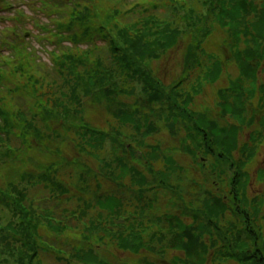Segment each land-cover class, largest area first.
<instances>
[{
  "label": "rangeland",
  "instance_id": "rangeland-1",
  "mask_svg": "<svg viewBox=\"0 0 264 264\" xmlns=\"http://www.w3.org/2000/svg\"><path fill=\"white\" fill-rule=\"evenodd\" d=\"M131 1H136L134 2L135 5L132 4L129 8L124 9L121 15L115 12L114 9L117 10V8L114 5L112 6L115 8L112 10V7L110 8V6L105 5V1L103 0H92L90 4L87 3L78 6L75 13L70 11V13L67 14L65 19L66 22L64 23L65 29L68 28L73 32L80 31V33H78V38H76L77 42H85L90 46L94 39L97 43H102L100 47L90 46L88 49H84V52L75 49H64L67 52L61 56L65 58H61L60 62L57 63L53 62L51 59L52 63H50L46 52L44 54L42 53L43 58L39 62L35 63L33 58H31L32 63L30 65H32V75H34L35 72H39L42 75L48 72L47 76L50 77L51 80L53 79L57 86L65 90V95L63 96L65 105L61 102L60 94H55L52 90V88H56L54 83L52 88L43 86V90L39 89L36 92H32V96L23 93L17 94V101L22 104L25 110L29 109L32 111V114L35 115L34 119L37 121V128L42 134V137L39 139L33 135H29L26 139L27 144L26 147H24V152L29 154L31 145H34L32 151L35 155L33 156L34 159L31 158V160L33 162H35L34 160H43L46 163L47 158H49L48 153H51V151L57 152L64 163H60L61 165L59 168H53L56 169V171H53L54 174H52L51 178H62V187L73 184V186H75V191H77L78 188L81 190V187H84L86 183L90 185L88 187L90 190L95 188L96 184L98 187V178H91V172L85 170V165L83 164V166H80V163H83L84 160L89 161V158H91L90 155L97 152V150L99 152L103 151L102 156L109 158L110 162L115 167L119 162L123 161H127L128 163L132 162L134 165L138 164L146 179H148L147 182L150 184L151 189V191L146 193L145 201H148L150 204L152 200L155 203V200H157V202H162L164 199L170 198V202L166 203L170 208H172L173 205L178 207L180 210L179 213H181L180 219L191 220L190 222L193 223L196 222L198 228L201 227L199 225L205 227L206 224L207 229L208 220L205 219L201 213L193 212L191 208H195L194 211L204 210L203 207L206 200L210 199L215 193L214 191L216 188H219L220 192L216 195L220 197L222 201H226V204L230 207L227 214L228 220L229 216L233 215L235 217H232L233 221L230 222L232 225L228 223V226L233 229L232 236L235 233H242L240 239L244 240L243 237H246L247 241L250 242V250L252 253L255 251L252 249L262 245V242L259 241V243L254 244V239L251 236L253 233H251V235L244 233L243 228H241L242 219L235 215L238 208L244 211L247 209L252 210L253 207V203H250L247 207H245V203H239L242 201L240 193L238 199L234 196L233 181L236 176L238 164L233 167V164H231L232 160L227 161V158L221 160V156L217 153L216 148L211 156L205 155L203 150L200 151L202 148H200L201 145L205 147L204 138L201 136V131L197 132L196 124L192 123V121H198L200 118L199 116H195L193 112L204 113L203 108H205L208 116H213L212 118L215 124H217L219 130H222L221 133H217V129L212 130L207 121L208 116L204 114L202 118H200L204 122L202 128L208 126L210 130L208 129L206 132L209 133V135L211 132H214L216 133V137L220 138L219 134L224 135L226 132L228 135L233 133L234 130H239L241 132L238 137L239 148L229 152L231 153L229 157L233 155L235 159L236 157L239 159L238 157L241 155L239 149L244 146L245 141L250 145L251 149L257 148L255 151L257 152L260 148V142H256L255 138L260 136L264 140V127L261 125V122L264 121V112L255 109L259 106L260 108H264L262 103L259 104L257 100L254 105L249 96L244 94L247 113L245 115L243 113L241 116L242 118L246 117V121H250V118H254L255 123L254 126L247 124V127L244 124V128L242 127V129L231 126L232 122H239L237 121V114L233 111L224 112L220 107L221 102L225 105H232L233 102H235L233 96L221 97L220 91L226 89L228 87L227 85L231 84V81L240 79L239 68L227 57L229 53L231 54L235 44L234 39L231 38L232 33L229 34V29L226 30L215 22L209 9L211 0ZM253 1L256 2L257 5L253 4ZM248 2L251 6L255 5L257 8L259 4L258 14L261 10H264V6H261L263 0H248ZM213 7L215 8L216 5H213L212 8ZM79 8L83 9V15L86 16L85 20H87L86 24L81 22L77 25L74 21V19L80 15ZM120 8L123 9L122 7ZM252 8L254 7L252 6ZM190 12L193 13L190 15ZM0 16L2 17L4 14L1 13ZM147 20H152L157 22V24L173 22L174 27H178L182 31L179 43L175 46L174 50L162 53L157 60H146L145 70L148 72L151 70L156 73V76L164 82L165 86V88H162L160 91V95H163L164 98L155 103H149L147 100V96L144 92V84L142 82L143 79L136 76H125L118 72L119 65L118 62H116V56L111 51V47L113 48L112 43L120 46L118 36L121 34V31H123L121 28H124V25H127L130 30L133 29L138 31L141 30L142 24ZM4 23V25L12 24L9 19ZM26 27L30 26L26 25ZM79 27H84L90 30V32L85 31V33H83ZM5 33L7 34L8 31ZM38 48L40 49L42 47ZM211 56L215 59V56L221 57L223 62L217 63ZM28 57L30 58V56ZM10 59V61H12L11 64L6 62V59H0V62L6 63L4 69L0 68L1 73L9 80L5 89L0 88V101L2 103L1 106H4L11 112L13 110L11 108L13 102L8 99L7 87L10 86L14 88L16 84L19 85L22 81L24 77L23 70L26 72L23 61L24 59L26 61V58L16 52V55ZM3 63L0 64V67ZM262 63L263 66L259 77L264 87V61ZM43 64H46L47 68H44ZM101 64L111 66V68L118 72V79L108 77L113 80L114 85L109 86L110 83H108L107 80L102 83V80H98L96 77L91 79L94 74L93 72L98 71V67ZM217 66L222 68V70L218 78L219 80L214 82L208 79V76L210 72L215 71ZM15 74L17 78L11 83L10 77L12 76L10 75ZM48 77L45 79L49 80ZM243 85L248 91L249 84L244 82ZM176 94H178L177 98ZM173 95L175 98L174 101ZM37 97H42V106L34 103L33 100H36L35 98ZM187 110L191 113V117ZM199 123L201 124V121H199ZM84 124L92 126L91 129L95 131L98 130L94 126L105 129L104 131L107 135H104L103 138L100 137L101 139L98 138L99 135L94 133L92 135H82L78 132V129ZM222 128H225L224 132ZM16 131L20 133L16 135V138L21 135V133L23 134V132H25L26 135L29 133V131H24L20 126H17ZM119 131L127 132L128 135L130 134L135 138L137 137L141 141L140 144H134V140L130 138L126 139L127 137L125 139L123 137L122 139L118 136ZM39 133L40 132H35L37 135H39ZM254 133H257V136L254 137ZM180 134L188 136L189 140L186 138L183 140L179 136ZM169 135L176 136L175 141L173 138H170ZM181 140H183L185 144L180 148L179 152L168 150L171 141L177 144ZM35 141L36 143L32 144ZM131 141L134 146L129 147ZM222 141L223 144H225L226 139H222ZM148 143L151 146L158 147V149L153 150L149 148L147 146ZM208 143H211V139H208ZM35 148H38V151H34ZM139 149H142L143 153L147 154V157L149 156L152 158L153 155L157 156L158 161H156L154 157V159L152 158L154 166L163 167L164 164L168 166V168L164 166L162 174H155L154 171L141 160L138 153H136ZM187 149H190L194 154L190 155ZM2 150L4 149L0 146V152ZM2 155L4 154L1 153L0 156ZM256 157L259 158L258 167L255 166L254 168L252 163L246 167L251 177H255L256 174H254V172L256 167L264 169V147L261 148L259 154L257 152ZM25 159H28V157ZM2 160L6 165L0 168V174H3L0 176H4L7 183L15 185L18 189L28 186L29 199L33 198L34 200H38L42 197L43 193H48L49 189L46 184L47 179L39 175L38 171H36V165H33L34 163L28 160L29 163L24 164V157H13V155H8ZM172 160L174 163H172ZM32 167H35V169L32 172L33 177L30 178L29 170L32 169ZM122 168L123 167L119 165L117 169L119 173L122 174L127 186L131 185L136 187L135 183L137 181L134 179L133 174L130 172L125 173ZM86 177L89 178L88 181H86ZM170 181L174 186H177L179 190L184 192L181 194H183L190 210L185 209L184 204L181 203L179 199L180 197L175 195L172 190H169L167 184H170ZM214 182H216V185L213 187L212 185ZM116 184L110 183V191L115 193L118 192L119 197H125L127 200H132V198L137 197L135 193L127 192L119 188L118 183ZM245 185V194L255 197L260 193L261 196L259 201L263 205L264 186L259 183L255 186L254 184H250V181L245 183ZM212 202L213 201H211V203ZM74 203L76 206L79 204L77 201H74ZM8 204L7 201L0 199V218L4 220L3 223H5L6 226L7 223L10 224V222L19 224V218L15 210L11 207L9 208V206H7ZM61 204L63 208L64 206L71 209L74 207L69 201H62ZM91 208L94 211V207ZM160 209L159 211H161ZM230 212H233L232 215H229ZM250 217L252 218V223H254L256 219L253 217V214H250ZM236 218H238V220ZM65 221L66 218H64L63 221L60 220L61 227H57L56 231H59L68 242H82L81 234L77 231H80L85 225L81 222L80 217L76 219L74 228L68 225V223H65ZM226 221L227 219H225L223 223ZM234 221H237V223L235 224ZM105 233L106 232L101 229L96 230V235L106 237L107 234ZM216 234V239L220 240L229 236L227 230ZM4 235L3 233L0 234V248H4V244H6ZM157 238L158 236L156 237L153 232L152 239L155 240ZM179 240L178 235L175 236L169 233V236L165 238L162 244L155 242V245L159 249L162 246L164 248H169L167 251L173 248L180 250L177 247L180 243ZM206 241L209 242L210 249L212 250V246L215 244L216 240ZM113 242V240L110 242L106 241L107 244L109 243V247H111ZM151 243L154 244V242ZM221 244H223L224 247L213 249V251H215V256L212 260V264H221L219 261L224 257L217 256V254L218 252L223 254L228 250V242L225 243L222 240ZM82 245L83 246L80 248L88 257L96 250L94 248L90 249L88 245ZM117 246L111 247V250L116 252L117 255H113L110 252L106 253L109 247H100L101 249L99 248L98 251L95 252L96 260H99L100 263L104 262L105 264H135L136 262L134 261H136V258L139 257L138 260L140 259V256L133 257L127 255L128 253L118 250ZM262 249H264V246ZM73 250H75V248H73ZM69 252L72 255L71 248H69ZM182 253L183 256H187L191 264H194L193 258H190L184 251H182ZM4 255L6 254L0 255V264H14L15 261H8L9 258L7 259V257L4 259ZM36 258L40 260V264H80L78 259H66L65 261V259L56 255L54 256L47 251L40 252ZM262 260H264V255ZM149 261L150 262L146 263L141 259V261H137V264H152V259ZM249 261L252 263L251 260ZM153 262H156L155 264H162L159 258L153 259Z\"/></svg>",
  "mask_w": 264,
  "mask_h": 264
},
{
  "label": "trees",
  "instance_id": "trees-1",
  "mask_svg": "<svg viewBox=\"0 0 264 264\" xmlns=\"http://www.w3.org/2000/svg\"><path fill=\"white\" fill-rule=\"evenodd\" d=\"M210 4V14H212V16L214 17L215 22L218 23V25H221L226 30L229 29V34L232 33V36H230L232 39H234L235 44L231 51V54L229 53L227 57H229V59H231L230 61H232L239 68L240 72V79L232 81L231 84L228 86L229 88H227L226 90H222L220 93L221 97L233 96V100H235L232 105L223 104V111H233L237 114V119L242 121L243 125L245 124L246 126L248 124L250 126H254V118H250V121H246V117L242 118L241 115L243 113L244 115L247 113V110L245 108L246 101L244 99V94L249 96L253 104H255V101H257L258 99L259 101L264 102V87L262 90L257 88L259 78L258 76L260 73V69L263 66L262 62L264 61V10H261L258 14L257 11L259 9V4L257 8L255 6L257 5V3L254 2L253 4L255 5H252L254 7L252 8L248 0H211ZM213 5H216V7L212 8ZM261 6H264V0ZM80 13L83 14V9H80ZM192 13L193 12H190V15ZM82 23L85 24L87 23V21H82ZM149 25L146 24L145 26H143L141 32L132 31V33L129 32L126 28H121L123 31H121V34H119L118 36L121 45H113L112 50L115 52H121L119 53V66L121 70L120 73L125 76H136L138 78L143 79L142 82L144 84V92L147 96V100L149 101V103H155L156 101L162 100L164 98L163 95H160V91L163 85L156 79L154 80L153 72L151 70H149L150 72L145 70V64L147 62L146 60H157L160 55H162V53L174 50L175 46L179 43L182 31L178 27L176 29L175 27H173L174 24L168 22L167 24L163 25V28L160 27L157 30L156 23L153 27ZM120 47L122 48V50L120 49ZM216 61L217 63L223 62L221 57H216ZM221 70L222 68L217 66L215 71L209 73L208 79H211L212 81L219 80L218 78L220 77ZM93 78L94 77H92L91 79ZM103 79L105 78H100V80ZM244 82L249 84L248 91L243 85ZM177 95L178 94H176V98ZM174 100L175 98L173 95V101ZM188 113L190 116L191 113ZM261 125L264 127V121L261 122ZM202 126L203 123L200 124L199 122H197L196 130L197 132L201 131V136H203L205 144V147L203 145L200 146V148H203H199L200 151L203 150V153L205 155L211 156L214 152V149L216 148L217 153L222 154V159L227 158V161H231V158H229L230 148L233 145L237 146V137L240 133L239 130H234L233 133H230L228 135L226 134V132L224 133V135L219 134V138L216 137V133L214 132H211L210 135L206 132L209 129L208 126H206L205 128H202ZM209 126H211L212 130L216 129V125L214 126L213 122H209ZM255 136H257V133H254V137ZM208 139H211V143H208ZM222 139H226L225 144H223ZM255 141L260 142V144L262 145L264 143V140L260 136L256 137ZM256 149L257 148L251 149L248 144H245L244 147L240 150L241 158L237 166V175L240 178V183H243V179L245 177V175H243V172L241 171L245 166V164H243L245 162L243 161L251 160L257 153L255 152ZM188 153L190 155L194 154L190 150H188ZM48 155L50 156L49 161H52L53 163H57L58 161L62 162V159H60L57 152L51 151V153H48ZM119 165L123 167L122 169H124L123 171L125 173L130 172L133 174L134 179H136L137 181L135 184H147L145 179L141 178L139 174H137L136 168L132 167L127 161L119 162L116 167L114 166V169H116L115 171L110 170V168L112 169L113 167L112 164L105 166V170H109V173L116 174L118 172L117 168ZM51 168H53V166H51ZM88 171L91 172V170ZM52 174L54 173L51 169L48 176H45V178L47 179L46 184L49 186V191L47 194L52 196V194L56 193L57 191L58 193L62 194L65 188L62 187V179H57L55 177L51 178ZM91 175L93 176H91V178H97V176H94L92 172ZM103 177L107 178L106 173ZM88 179L89 178L86 177V181H88ZM242 187L244 188L243 185ZM102 190L103 184L101 183V181H99L98 187L96 184L95 188L92 189L93 199L89 201V205L90 207H94L93 209L96 215H98L102 220H107V216L109 215L117 214L118 212L123 213L121 209V206L123 205L121 201L116 198L115 194H109V192L104 193ZM141 193H143V191H141ZM12 194L14 195L15 199H13L11 207H15L17 217L19 218L18 222L21 224V228L20 231H17V233H15L14 231L12 233L11 226L9 224H7V226L1 225L2 233L5 234L4 239L6 240V244L4 245V248H1L0 255L6 254L4 255V259L7 257V259L9 258L8 261H15L14 264H35L34 256L38 254L39 247H42L39 245L36 236L31 233V230L33 228L31 224H25V222L28 221V214L21 209V206H19L20 203L24 201L25 195L21 191L14 193L12 192ZM214 208L216 209L217 214H222L225 211L224 208L219 205V203L214 205ZM240 215H242V213H240ZM241 217L244 221L245 226L243 228L245 232L247 234L249 233L250 235L251 233H253L251 236H256V238L259 239L260 233L257 228L252 226V218L249 216ZM172 224L174 223L172 222ZM195 230H197L195 231V233L183 230L184 232L182 234L181 242H185L183 249L186 250L188 256L190 258H193V261L197 259L199 263H202L204 261V256H206V254L209 252L208 246L204 244L201 240L203 237H205L206 231H202L199 228H196ZM232 231H228L229 236L224 240L226 242H231L232 239H234L236 241L235 247L228 249L227 253H221L220 256L226 258L235 257L231 253V251L235 252L236 250L238 251L242 249V242L239 239L240 236H238L237 234L236 236L234 235V238H232ZM172 232V235H175V232ZM196 233H198V235H195ZM133 235L137 234L134 233ZM185 237L187 238V241H183ZM139 238L141 240V237ZM121 244L129 249L132 248L134 251H138L137 245H139L140 242L138 241V238L134 236V239L132 242H130V244L124 242ZM260 255L261 252H258L257 257L251 256L249 258V256L247 255V258H243L242 256H238L236 258L242 263H247L249 262V260H252V264H264V260H261Z\"/></svg>",
  "mask_w": 264,
  "mask_h": 264
}]
</instances>
